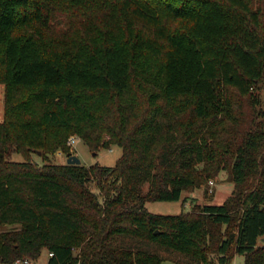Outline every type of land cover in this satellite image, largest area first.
Instances as JSON below:
<instances>
[{"label": "trees", "instance_id": "1", "mask_svg": "<svg viewBox=\"0 0 264 264\" xmlns=\"http://www.w3.org/2000/svg\"><path fill=\"white\" fill-rule=\"evenodd\" d=\"M0 83V263L264 264V0H0ZM72 135L122 155L51 161Z\"/></svg>", "mask_w": 264, "mask_h": 264}, {"label": "rangeland", "instance_id": "2", "mask_svg": "<svg viewBox=\"0 0 264 264\" xmlns=\"http://www.w3.org/2000/svg\"><path fill=\"white\" fill-rule=\"evenodd\" d=\"M259 92L264 104V83H262ZM4 95L5 85L0 83V121L4 119ZM67 145L71 149L72 154L79 156L82 160V164L87 166L95 163H100L106 166H115L118 159L122 155V148L117 145H114L111 148H102L99 151H93L90 146L81 138H77L74 145L71 146L68 143ZM33 158L40 164L44 163V160L38 154H34ZM67 158L68 154L61 150L49 156V159L56 163H67ZM14 159L23 160V156L20 154H16L14 156ZM234 186L235 185L231 180L229 171L222 170L217 175L209 179L206 183H204L201 187L184 192L182 195V199L179 201H150L147 202L146 206L149 211L154 213L178 214L182 211H189V209H192L193 205L197 203H223L225 199L232 194ZM92 188L96 190V187L94 185H92ZM7 228L9 227H0V230ZM48 257V252L46 250H43L40 258H38L37 260H33L31 264H46ZM211 257V264H218V254H213L211 255ZM176 258L184 260V257L179 254H176ZM163 264L178 263L166 260ZM230 264H245V256L240 254L234 255Z\"/></svg>", "mask_w": 264, "mask_h": 264}, {"label": "built area", "instance_id": "3", "mask_svg": "<svg viewBox=\"0 0 264 264\" xmlns=\"http://www.w3.org/2000/svg\"><path fill=\"white\" fill-rule=\"evenodd\" d=\"M77 138H79V137H77L76 135H72L69 137L67 143L72 146L76 143ZM50 255H52V253H50ZM32 262H33V260L29 259V258H18L17 260H15L14 263H16V264H31Z\"/></svg>", "mask_w": 264, "mask_h": 264}, {"label": "water", "instance_id": "4", "mask_svg": "<svg viewBox=\"0 0 264 264\" xmlns=\"http://www.w3.org/2000/svg\"><path fill=\"white\" fill-rule=\"evenodd\" d=\"M67 163L68 164H81L82 160L79 156L72 154V155H68ZM263 240H264V238H263Z\"/></svg>", "mask_w": 264, "mask_h": 264}, {"label": "crops", "instance_id": "5", "mask_svg": "<svg viewBox=\"0 0 264 264\" xmlns=\"http://www.w3.org/2000/svg\"><path fill=\"white\" fill-rule=\"evenodd\" d=\"M190 210V209H189ZM47 251V250H46ZM48 252V251H47ZM48 255L50 256V253L48 252ZM48 259H49V257H48ZM48 259H47V262H48ZM47 264V263H46Z\"/></svg>", "mask_w": 264, "mask_h": 264}]
</instances>
